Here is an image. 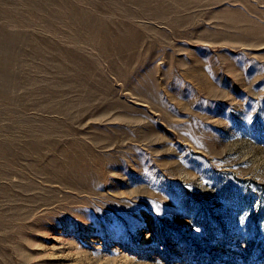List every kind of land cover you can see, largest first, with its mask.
Returning a JSON list of instances; mask_svg holds the SVG:
<instances>
[{
  "label": "rangeland",
  "instance_id": "374dc122",
  "mask_svg": "<svg viewBox=\"0 0 264 264\" xmlns=\"http://www.w3.org/2000/svg\"><path fill=\"white\" fill-rule=\"evenodd\" d=\"M0 264H264V0H0Z\"/></svg>",
  "mask_w": 264,
  "mask_h": 264
}]
</instances>
